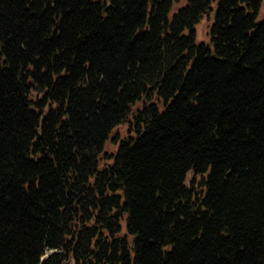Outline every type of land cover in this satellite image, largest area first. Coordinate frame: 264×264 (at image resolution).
<instances>
[{"label":"trees","instance_id":"obj_1","mask_svg":"<svg viewBox=\"0 0 264 264\" xmlns=\"http://www.w3.org/2000/svg\"><path fill=\"white\" fill-rule=\"evenodd\" d=\"M261 2L0 0V264H264Z\"/></svg>","mask_w":264,"mask_h":264},{"label":"rangeland","instance_id":"obj_2","mask_svg":"<svg viewBox=\"0 0 264 264\" xmlns=\"http://www.w3.org/2000/svg\"><path fill=\"white\" fill-rule=\"evenodd\" d=\"M264 17V0H262L261 2V7H260V10H259V14H258V18L261 19ZM212 21V18L211 19H208V17H203L197 24V37H198V40H205V41H208V28H209V25ZM122 128V130L124 131L125 130V127H120ZM106 147L109 149V150H113L115 149V145L108 142ZM188 178L190 179V175H188ZM51 250H48L45 255H47V253H49Z\"/></svg>","mask_w":264,"mask_h":264},{"label":"water","instance_id":"obj_3","mask_svg":"<svg viewBox=\"0 0 264 264\" xmlns=\"http://www.w3.org/2000/svg\"><path fill=\"white\" fill-rule=\"evenodd\" d=\"M63 264H73L72 257H69L68 260H66Z\"/></svg>","mask_w":264,"mask_h":264}]
</instances>
